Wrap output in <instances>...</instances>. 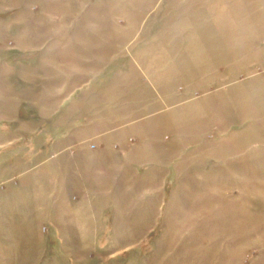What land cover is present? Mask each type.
<instances>
[{"label": "rangeland", "instance_id": "1", "mask_svg": "<svg viewBox=\"0 0 264 264\" xmlns=\"http://www.w3.org/2000/svg\"><path fill=\"white\" fill-rule=\"evenodd\" d=\"M0 264H264V0H0Z\"/></svg>", "mask_w": 264, "mask_h": 264}]
</instances>
